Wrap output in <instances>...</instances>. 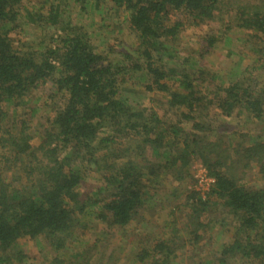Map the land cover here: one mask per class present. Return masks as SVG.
<instances>
[{
	"label": "trees",
	"instance_id": "16d2710c",
	"mask_svg": "<svg viewBox=\"0 0 264 264\" xmlns=\"http://www.w3.org/2000/svg\"><path fill=\"white\" fill-rule=\"evenodd\" d=\"M33 1L49 4L46 20L60 26L64 0H0V264L23 263L27 258L20 245L25 240L43 237L60 253L90 208L96 221L118 232L139 223L144 213L157 216L149 184H158L157 192L167 194L164 183L182 185L197 164L213 180L208 191L169 193L174 201H183L167 216L187 211L185 231L174 227L176 221L166 222L171 233L144 238L129 264H264V188L247 184L253 170L264 174V88L239 64L226 74L204 68L202 59L216 47L219 36L207 35L201 47L197 41L184 54L169 45L180 36L182 23L167 26L176 13L197 26L217 23L218 13L230 6L236 19L229 30L244 35L229 55L236 60L243 55L257 58V68L263 69L264 0H70L82 10L89 3L109 2L126 13L138 47L136 57L122 54L123 61L116 64L95 52L87 34L71 28L62 35L68 33L67 24L47 37L49 44L39 42L41 51L14 48L10 32L22 17L19 9ZM26 16L38 17L34 12ZM172 63L177 67H170ZM137 73L150 80L145 85L148 93L161 94L171 120L126 97L123 87ZM44 88L52 99L61 94L63 100L33 147L23 125L5 127V107L21 105ZM233 115L259 132L240 134L235 140L240 142L229 146L227 141L234 139L219 135L214 121ZM40 159L41 166H24ZM12 162L24 167L25 185L8 179ZM90 171L104 177L95 203L85 201L81 192ZM218 211L229 217L232 238L217 252L208 251L202 245L211 243L205 233L215 227ZM91 250L97 247L73 253L68 264L100 263Z\"/></svg>",
	"mask_w": 264,
	"mask_h": 264
},
{
	"label": "rangeland",
	"instance_id": "374dc122",
	"mask_svg": "<svg viewBox=\"0 0 264 264\" xmlns=\"http://www.w3.org/2000/svg\"><path fill=\"white\" fill-rule=\"evenodd\" d=\"M224 2L230 4V0H224ZM242 2L246 3L245 0ZM57 3L58 2H51L54 6H56ZM84 6L82 10L80 7L75 6L70 0H64L61 3L59 9L60 26L63 29L67 24L69 27L68 33L62 31V35L69 34L71 28L87 34L95 52L106 56L108 61L113 62V64L118 63V60L123 61L121 57L122 54L129 53L136 57L134 53L138 47V40L128 28L127 15L125 12L113 9L109 2L99 5L89 3ZM49 11L50 5L43 4L42 2L33 1L21 5L19 12L22 13V17L19 18L16 27L10 32L14 48L26 51L28 47H31L33 51H41L39 42L45 41L46 44H49L48 38L56 33L58 27L60 29V26L56 24L54 26L50 21L46 20ZM32 12L37 14L38 17L29 19L26 15L32 14ZM234 12L235 10L229 6L218 13L221 20H217V23L212 22L199 26L195 25L196 23L194 24L192 19H188L182 14L176 13L173 16L170 15V21L167 23V26L172 27L175 22H179L182 23V27L180 28L181 34L177 37V41H170L169 45L171 47H177L179 51L181 50L184 54H188V48L192 49V44H196L197 41H200L198 45L201 47L202 41L205 40L206 42L208 36L216 38L219 36L220 38H218L216 47L209 54H205L202 59L204 68L209 73L226 74L232 69L236 70L240 65L242 71L247 70L248 74L252 72L255 82L261 88H264V66H262L263 69L257 68V66L260 65L258 60H256L257 58L247 59L246 56L243 55V59L236 60L234 56L228 53L229 50H234L233 48L236 47L239 37H241L240 40H243L244 35L241 32L233 34L232 32L236 31L229 30L235 27L236 18L233 17ZM126 63L128 62L125 61V64ZM176 65L177 64H173L172 66L170 65V67L174 68ZM128 82L129 83L123 87V92L129 100L139 104L141 107L153 108L154 111H157L160 114L159 116L167 120V122L171 120L172 117L164 112V100L161 94L157 92L148 93L145 90V85L149 84L150 80L147 78L144 79L143 75L140 77V73H137L136 77ZM61 96L60 94L52 99L50 93H48V89L44 88L39 94L33 95L30 100H25L21 105L18 104V106L14 107L15 102H13V106L11 104L5 107L7 112L5 127L15 126V128L20 129L23 125L27 129V134L32 136V146L37 147L43 131L49 127L48 120L54 117V110L58 108L63 100ZM214 122V127H217V129L219 128V135L225 137L226 140H230L231 138L234 139V141L231 142L227 141L229 146L233 142H240L235 141L239 138L240 134H248V132H250L255 135L259 132L256 131L258 129H256V127L254 128L253 124L244 123L243 117L238 118L236 115L225 120L217 118ZM183 127L185 129L190 128L188 124H183ZM262 135L264 136V133H262ZM243 142L245 143L246 141ZM248 142L249 141L246 143ZM9 159L12 161V158L9 157ZM25 161H28V159H25ZM23 162L24 160L22 163ZM36 164L41 166V159L39 161H33L32 164L24 162V166L28 165L29 169ZM10 166V171H12V173L9 172L8 179L13 180V182L20 179L21 183L25 185L24 167L21 166L19 168V165L14 162H12V164L10 163ZM200 173H202V168L200 164H197L192 167L190 180L182 183V185L171 182L164 183L163 189L167 190V194H164L166 198L163 193L157 192L158 187L160 188V186H157L158 184L150 183L149 186H151L152 190L155 192L154 201L156 205L154 210L158 215L150 217L149 213H144L142 218L139 219V223H133L130 227L125 228L121 232L110 230L96 221L93 216L94 210L90 208L86 211L85 217L82 218L80 226L75 229L73 235L74 239H72L70 243L67 244V247L60 253L51 249L43 237L37 239V241L25 240L20 245V249L24 251L23 253L27 259L21 264H68V262L72 260L73 253L89 250L93 245H95V249L97 247V251L91 250V256H96L98 259L101 258V262H98V264H129L130 259L143 247L142 245H144L145 242L144 238H151V236L158 238V232H162L164 235L171 233L168 230L169 224L166 225V222L172 220L176 221L174 227L180 232L185 231L184 216L187 211H184L182 208L179 212L174 211L170 219L167 216L168 211L171 212V210L177 205H180L183 201L180 197L174 201L169 193L171 194L175 189H179L180 195L182 190L185 189L186 191L189 190L201 195L202 188L205 187L204 184L206 182L202 179ZM84 177L83 189L81 191L84 194L82 197L86 198L85 201L95 203L98 201L97 192L102 188L101 185L103 184L104 177L102 174H96L92 171L86 172ZM247 184L249 187L264 188V174H259L257 170H253L248 174ZM169 201L171 202L167 203ZM217 216L219 217H215L217 218V222L213 230L207 229L205 233L206 238H209L211 243H206L202 246H205L208 251L217 252L221 244L230 241L232 238V225L229 217L220 213V211H218ZM225 218H227V221L222 223V220ZM143 221L145 222V227L144 225L143 227L141 226ZM95 253L99 256L95 255Z\"/></svg>",
	"mask_w": 264,
	"mask_h": 264
},
{
	"label": "built area",
	"instance_id": "2783aa9c",
	"mask_svg": "<svg viewBox=\"0 0 264 264\" xmlns=\"http://www.w3.org/2000/svg\"><path fill=\"white\" fill-rule=\"evenodd\" d=\"M200 174H201L202 179L206 182L204 184L205 187L204 188L201 187L202 188L201 195H202V194H205L208 191L210 184L213 183V180L207 176V172L203 168H202V173H200Z\"/></svg>",
	"mask_w": 264,
	"mask_h": 264
}]
</instances>
